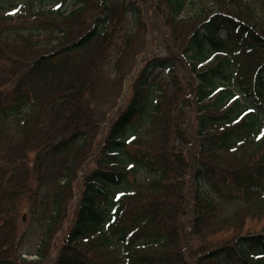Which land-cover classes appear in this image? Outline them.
<instances>
[{
    "label": "trees",
    "instance_id": "1",
    "mask_svg": "<svg viewBox=\"0 0 264 264\" xmlns=\"http://www.w3.org/2000/svg\"><path fill=\"white\" fill-rule=\"evenodd\" d=\"M193 1L0 0V264L25 262L20 199L55 183L48 231L63 214L59 189H74L83 171L75 219L49 264H264V225L245 230L264 220V0H205L217 9L199 12L181 50L189 96L154 80L169 58L145 59L101 149L88 143L116 25L138 23L150 4L175 20ZM46 41L60 48L38 54Z\"/></svg>",
    "mask_w": 264,
    "mask_h": 264
},
{
    "label": "rangeland",
    "instance_id": "2",
    "mask_svg": "<svg viewBox=\"0 0 264 264\" xmlns=\"http://www.w3.org/2000/svg\"><path fill=\"white\" fill-rule=\"evenodd\" d=\"M16 1L21 3L23 0ZM34 4L37 5V3ZM216 9L215 5L209 1L194 0L186 6L179 18L172 20L168 14L158 11L155 4H150L148 5L147 16L139 18L137 20L139 21L138 23H134L130 18H127L124 22H121V26L116 25V31L112 34V38L110 37L112 44L107 45L105 42L102 46L105 53V60L100 63L103 71L100 69L101 74L96 75L94 79L97 81H95L93 86L92 113L96 116L99 127L88 140L91 149H101L104 137L103 130H105L103 127L111 121L115 114L124 110L131 96L130 86L141 71L145 59L169 58L170 68L155 70L152 75L154 80L162 89L165 88L167 90L168 95L172 94V85L175 83L178 87V97L189 96V88L186 83L189 84L194 80V77L189 71L188 65L190 62L181 56L183 42L185 43V39L197 23L200 16L199 12L202 10L206 12L207 10L210 14L215 12ZM220 37L224 38L223 32L220 33ZM44 45L34 50L39 51L38 54H47L60 48L57 44H51L50 41L44 42ZM209 62L210 60L199 64L197 70L209 64ZM0 79L2 80L1 75ZM236 98L239 97L236 96ZM167 141L169 147H178L174 135H169ZM141 142L147 145L146 140ZM149 145H152V143ZM28 160L31 166L33 154L29 155ZM91 162L89 163L92 165L91 167H95L96 162L92 160ZM83 172L73 179V184L76 183L74 189L72 187L67 188V190H64L65 194L59 189L61 196L64 198L62 203L63 214L58 218L59 221L50 227L48 231L45 228V221L50 214L51 200L54 198L55 193V185L53 184L55 183L52 182V184L46 185L44 190L34 200L26 201L24 198L20 199V203L17 204V224L18 234L23 236L22 259L25 262L19 264H49L52 261V254L58 250L57 243L65 235L75 219L78 210L76 190L81 184L80 177ZM262 225H264V220L259 222V224L250 220L245 230L258 229ZM255 226L257 227L254 228ZM45 231L48 232V237L42 243L43 248L40 252L43 254L44 259L39 261L33 256V253L37 249L41 235ZM224 238L225 236L222 235L207 239L196 236L192 238V242L194 247L202 243L212 245L223 241Z\"/></svg>",
    "mask_w": 264,
    "mask_h": 264
}]
</instances>
